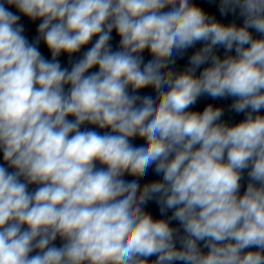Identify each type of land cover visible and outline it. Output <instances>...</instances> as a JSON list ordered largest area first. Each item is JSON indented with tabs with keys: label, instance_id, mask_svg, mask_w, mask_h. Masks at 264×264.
<instances>
[{
	"label": "clouds",
	"instance_id": "9594fccd",
	"mask_svg": "<svg viewBox=\"0 0 264 264\" xmlns=\"http://www.w3.org/2000/svg\"><path fill=\"white\" fill-rule=\"evenodd\" d=\"M217 8L0 0V264H264V0Z\"/></svg>",
	"mask_w": 264,
	"mask_h": 264
}]
</instances>
